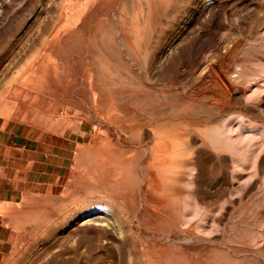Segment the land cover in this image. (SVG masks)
Masks as SVG:
<instances>
[{"label": "rangeland", "instance_id": "rangeland-1", "mask_svg": "<svg viewBox=\"0 0 264 264\" xmlns=\"http://www.w3.org/2000/svg\"><path fill=\"white\" fill-rule=\"evenodd\" d=\"M0 190V264H264V0H0Z\"/></svg>", "mask_w": 264, "mask_h": 264}, {"label": "crops", "instance_id": "crops-1", "mask_svg": "<svg viewBox=\"0 0 264 264\" xmlns=\"http://www.w3.org/2000/svg\"><path fill=\"white\" fill-rule=\"evenodd\" d=\"M3 188H4L3 190H5V186ZM0 191H2V190H0ZM2 203H4V202H2Z\"/></svg>", "mask_w": 264, "mask_h": 264}]
</instances>
